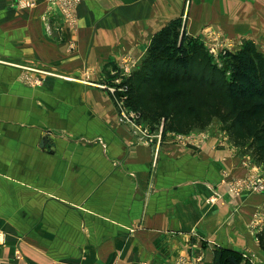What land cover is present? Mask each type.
<instances>
[{
  "label": "crops",
  "instance_id": "0c3cea01",
  "mask_svg": "<svg viewBox=\"0 0 264 264\" xmlns=\"http://www.w3.org/2000/svg\"><path fill=\"white\" fill-rule=\"evenodd\" d=\"M72 12L73 24L46 0H0V264H212L219 247L243 250L264 193L229 182L264 165L221 124L180 134L141 120L143 141L105 85L177 19L208 49L223 38L264 53V0H80Z\"/></svg>",
  "mask_w": 264,
  "mask_h": 264
},
{
  "label": "trees",
  "instance_id": "16d2710c",
  "mask_svg": "<svg viewBox=\"0 0 264 264\" xmlns=\"http://www.w3.org/2000/svg\"><path fill=\"white\" fill-rule=\"evenodd\" d=\"M181 24L182 20L177 19L157 35L116 95L124 97V104L138 112L141 119L152 125L163 120L165 130L171 132L188 134L219 120L236 146L264 164V123L257 118L264 105H246L264 98L260 93L264 90V53L249 41L237 53L227 51L223 59L216 60L204 43L185 31L179 41ZM250 73L260 76L263 87L259 93H248L243 87H250L245 83ZM257 237L264 247V227ZM212 264L253 263L240 251L219 247Z\"/></svg>",
  "mask_w": 264,
  "mask_h": 264
},
{
  "label": "built area",
  "instance_id": "2783aa9c",
  "mask_svg": "<svg viewBox=\"0 0 264 264\" xmlns=\"http://www.w3.org/2000/svg\"><path fill=\"white\" fill-rule=\"evenodd\" d=\"M49 3V6L51 7H57L60 9L61 14L66 20H69L71 24L75 22V17L73 15V8L80 2V0H46ZM19 4L21 6H30L32 3L30 2H24L20 1ZM212 52L215 51V48L208 49ZM228 49H226L227 51ZM214 56H217L218 54L213 52ZM212 54V53H211ZM124 68V73L130 74V70L132 68V65L126 64ZM115 75L118 74V71H114ZM120 80H114V84L111 85H105L107 89H109L112 94L114 95V100L116 103L117 109L119 110V120L121 123H132L136 125V127H140L145 137H143V141H146L145 139L150 137L149 129L144 127L139 122L141 121L140 114L133 109L127 107L124 104V97H118L116 95L117 91L123 90V87L121 85ZM147 142V141H146ZM229 189L230 192H232L235 195H240L244 191H251V192H257V193H264V175L262 176H255V177H247V178H241L234 181L229 182ZM219 195L216 194L215 198H217ZM264 208V205H263ZM258 215V214H257ZM256 218V223H262V217L261 215ZM4 238V233L1 230L0 227V239ZM59 264V263H54Z\"/></svg>",
  "mask_w": 264,
  "mask_h": 264
},
{
  "label": "rangeland",
  "instance_id": "374dc122",
  "mask_svg": "<svg viewBox=\"0 0 264 264\" xmlns=\"http://www.w3.org/2000/svg\"><path fill=\"white\" fill-rule=\"evenodd\" d=\"M183 28H184V23L182 22L181 27H180V37H179V41L182 40V34H183ZM192 37V36H191ZM172 39V38H171ZM194 39H196L198 41L197 37H194ZM223 38L221 40H218L216 45H213L210 48H215V53H217V56H214V53L210 50V54L213 55V57L216 60H219L221 57V59L224 58V55H226L227 51L233 52V53H237V51L242 47L238 46L236 43L230 41L229 43H227L226 41H222ZM233 43V44H232ZM256 45V44H255ZM175 47V45H174ZM236 47V48H234ZM257 47V45H256ZM258 48V47H257ZM226 49H228L226 51ZM230 73V72H229ZM230 76H233V74L231 73ZM246 80H248L249 82L245 81V83L248 85H250L249 88H247L248 86H243L245 87L244 89L249 93L252 94H256L259 93V91L262 89V85L260 84V76H255L253 73L248 74L247 77H245ZM244 83V85H245ZM114 83H106V85H111ZM242 91V90H241ZM261 94H264V90L262 89V91H260ZM241 103V102H240ZM248 107H252L254 105L257 104H262L264 105V98H256L255 100H251L246 102ZM257 103V104H254ZM118 107V106H117ZM238 109H240L238 107ZM257 118L260 119L261 123H264V110H262V112L260 114H258ZM143 120V119H141ZM143 122L145 123H150L147 122L145 120H143ZM164 124V121L161 120L159 122V126H162ZM213 125L217 126L221 124L220 130L219 132L222 133H227V127L223 126V124L219 121V120H214V122L212 123ZM211 124V125H212ZM209 127V126H208ZM214 127V126H213ZM207 128V127H206ZM205 131V128H203ZM205 134H208V132H205ZM240 152L242 154V156H246L248 161H253L254 163H256L257 165H264V164H259L257 163L251 156V154L248 152V150H246L245 148H241L240 147ZM247 161V162H248ZM257 193V192H254ZM264 227V223H253V225H250V233L253 235V237H249L247 236V239L244 240L243 244H244V249L243 250H239V249H234L236 251H240L243 253V255L248 258L253 264H264V247L262 246V244L259 242L258 237H257V233ZM255 237V238H254Z\"/></svg>",
  "mask_w": 264,
  "mask_h": 264
}]
</instances>
